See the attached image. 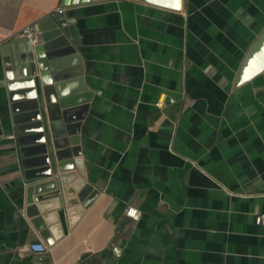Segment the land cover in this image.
Returning a JSON list of instances; mask_svg holds the SVG:
<instances>
[{"label": "crops", "instance_id": "1", "mask_svg": "<svg viewBox=\"0 0 264 264\" xmlns=\"http://www.w3.org/2000/svg\"><path fill=\"white\" fill-rule=\"evenodd\" d=\"M59 8L0 0V47ZM66 10L92 91L80 148L97 194L66 206L24 177L0 51V264H264V69L237 81L264 0Z\"/></svg>", "mask_w": 264, "mask_h": 264}, {"label": "water", "instance_id": "2", "mask_svg": "<svg viewBox=\"0 0 264 264\" xmlns=\"http://www.w3.org/2000/svg\"><path fill=\"white\" fill-rule=\"evenodd\" d=\"M90 0H60L41 17L40 41L11 38L1 45L5 88L16 137L15 160L29 180L48 183L66 206H86L97 194L85 179L80 124L92 91L83 82L74 19L66 8ZM179 9L182 0H139ZM264 69V30L239 71L242 82Z\"/></svg>", "mask_w": 264, "mask_h": 264}, {"label": "built area", "instance_id": "3", "mask_svg": "<svg viewBox=\"0 0 264 264\" xmlns=\"http://www.w3.org/2000/svg\"><path fill=\"white\" fill-rule=\"evenodd\" d=\"M13 37L14 38H18V37L25 38L31 43H37L40 41V33L35 23H30V24L25 25L20 30H18L14 34ZM125 214L132 218H137L139 213L135 207L129 206L125 209ZM255 222L264 223V214L256 215ZM28 248L31 251H36V252H43L46 250V247L42 242H30L28 244Z\"/></svg>", "mask_w": 264, "mask_h": 264}]
</instances>
